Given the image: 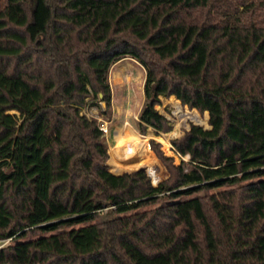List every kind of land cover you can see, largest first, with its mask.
Masks as SVG:
<instances>
[{
	"label": "trees",
	"instance_id": "16d2710c",
	"mask_svg": "<svg viewBox=\"0 0 264 264\" xmlns=\"http://www.w3.org/2000/svg\"><path fill=\"white\" fill-rule=\"evenodd\" d=\"M125 58L145 70L140 134L172 131L161 97L209 117L171 141L180 165L150 140L157 186L112 173L82 113L110 118ZM7 240L0 264H264V0H0Z\"/></svg>",
	"mask_w": 264,
	"mask_h": 264
},
{
	"label": "rangeland",
	"instance_id": "374dc122",
	"mask_svg": "<svg viewBox=\"0 0 264 264\" xmlns=\"http://www.w3.org/2000/svg\"><path fill=\"white\" fill-rule=\"evenodd\" d=\"M144 81H145V70L142 68V66H140L135 60L131 58L122 59L112 67L110 72V86L112 91V112L110 118L107 119L106 117L99 115L101 111L100 106H102L100 105V103L96 105L91 104L89 108H86L82 111L83 114H87L88 116L91 117H96L98 120H100L99 121L100 124L102 123L104 124V128H105L104 132L108 144V152L110 154V159L107 162V166L109 167L110 171L115 175H122L125 172H132L140 169L145 170V172L147 173L146 166H149V168H151V165L143 160L142 146L140 141L135 142V144L132 145L131 147H128L118 152L111 153V146L118 144L121 141V139L124 138V136H126V134L128 133V129L136 133L142 140L148 139L149 146H150V140H155L156 142L160 143L161 144L160 150L162 154L166 158L173 159L175 165H180L181 159L175 153L171 141L174 139L182 138L185 135V133L190 130L192 125L202 126L205 129L211 128V126L209 125V117L206 118V114L204 112H199L198 110L193 111L194 109H190V107L189 109H186L185 105L180 100L179 102H177L176 99L171 100L170 99L171 97L170 98L161 97L160 99L161 103L160 105L157 106V109L160 111L162 115H164L168 120L171 121L172 131L174 130L175 126L180 124L178 136L172 138L168 136V133L163 134L161 136H156L152 129H149L146 135L140 134L138 132V121H139L138 115L144 99L143 97ZM178 104L181 106L182 112L188 114H195L198 116L200 121L196 119H191L190 117H188L185 121H182V118L177 113ZM13 114L14 112L6 113L7 116H12ZM203 120H206V123H204ZM117 126L118 128H116ZM163 140L169 143V147H167V151L164 150L165 144ZM168 149L170 151H168ZM135 151H138L141 158L140 159L141 162L139 164L123 165L116 160V158L125 159L130 155H132ZM143 161L148 164H144ZM149 173H150V169H149ZM168 177L169 174L165 167V171L163 173V179L160 182L166 180ZM150 179L152 184L155 185L151 177Z\"/></svg>",
	"mask_w": 264,
	"mask_h": 264
},
{
	"label": "bare ground",
	"instance_id": "6f19581e",
	"mask_svg": "<svg viewBox=\"0 0 264 264\" xmlns=\"http://www.w3.org/2000/svg\"><path fill=\"white\" fill-rule=\"evenodd\" d=\"M123 63H121V64H123ZM176 101L179 102L178 100H176ZM177 108H178L177 113L182 118V121H185L188 117H190L191 119H196V120H199L200 121V119L198 118L197 115H195V114H188V113L182 112L181 111V106L179 104H178ZM203 122L206 123V120H203ZM116 128H118V126ZM179 128H180V124L177 125V126H175L174 130L171 131L170 133H168V136L169 137H172V138L178 136V134H179ZM137 141H140L141 146H142V156H143V160L146 161V162H148L151 165L150 173L151 174H154V175H157V176L163 175L164 172L161 169L159 162L157 161V159L155 158V156L153 155V153L151 151V148L149 146L148 139H143L142 140L132 130H129L128 129V133L126 134V136H124V138H122L121 141L118 144L111 146V153L116 152V151H121V150L126 149L128 147H131ZM163 142L165 144L164 150L167 151V147H169V143L166 142V141H164V140H163ZM168 151H170V150L168 149Z\"/></svg>",
	"mask_w": 264,
	"mask_h": 264
},
{
	"label": "built area",
	"instance_id": "2783aa9c",
	"mask_svg": "<svg viewBox=\"0 0 264 264\" xmlns=\"http://www.w3.org/2000/svg\"><path fill=\"white\" fill-rule=\"evenodd\" d=\"M99 121H100V120H99ZM100 126H101V129H102L103 131H105L104 124L102 123V124H100ZM9 241H10V240L4 241V242H0V247L4 246V245L7 244Z\"/></svg>",
	"mask_w": 264,
	"mask_h": 264
},
{
	"label": "crops",
	"instance_id": "0c3cea01",
	"mask_svg": "<svg viewBox=\"0 0 264 264\" xmlns=\"http://www.w3.org/2000/svg\"><path fill=\"white\" fill-rule=\"evenodd\" d=\"M138 63V62H137ZM117 64V63H116ZM139 64V63H138ZM140 65V64H139ZM141 66V65H140ZM116 152H118V151H116Z\"/></svg>",
	"mask_w": 264,
	"mask_h": 264
},
{
	"label": "water",
	"instance_id": "95a60500",
	"mask_svg": "<svg viewBox=\"0 0 264 264\" xmlns=\"http://www.w3.org/2000/svg\"><path fill=\"white\" fill-rule=\"evenodd\" d=\"M159 183H160V182H159ZM159 183H158V184H159ZM154 186H157V185H154Z\"/></svg>",
	"mask_w": 264,
	"mask_h": 264
}]
</instances>
